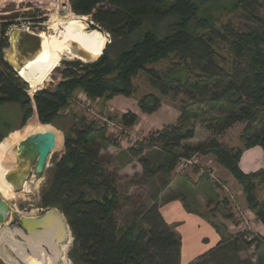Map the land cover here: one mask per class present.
Wrapping results in <instances>:
<instances>
[{
  "label": "trees",
  "instance_id": "16d2710c",
  "mask_svg": "<svg viewBox=\"0 0 264 264\" xmlns=\"http://www.w3.org/2000/svg\"><path fill=\"white\" fill-rule=\"evenodd\" d=\"M221 1L70 0L74 13L92 15L94 24L90 28L109 32L112 41L94 62H64V80L53 90H38L34 97L4 58L11 24L0 23V106L18 107L20 127L34 114L41 124H54L68 108V100L79 92L96 104L119 96L131 97L133 80L140 72L149 75L163 96L175 91V95L184 93L187 97L175 125L164 127L150 135L146 144L139 143L122 153L127 160L140 161L143 174L135 177L143 176L148 181L165 178L154 189L151 204L135 208L125 225H119L118 216L136 203L120 191L122 176L111 171L102 155L103 149L119 146L117 139L84 115L77 117L75 127L64 134L41 206L57 209L67 218L74 239L70 252L74 264H180L182 240L176 227L160 213V194L170 186L169 177L180 161L198 155L213 157L232 175L242 188L248 208L264 226V200L257 194L264 187V170L245 173L240 167L245 149L261 147L264 151V19L253 15L255 26L247 31L230 24L216 27L210 11L219 9ZM256 4H264V0H235L232 6L239 11ZM219 42L234 57L230 68L216 59ZM163 61L172 62L167 72L150 68ZM149 96L152 102H147L146 96L139 102L148 114L157 111L162 101L159 96ZM204 105L218 113L210 122H203L213 138L190 145L188 141L195 137L193 121L199 117L192 109ZM121 120L126 126L137 122L136 116L128 113ZM0 122V127L9 126L7 120ZM239 123L246 124L241 136L243 148L225 146L218 138ZM7 136L8 131L0 133V142ZM153 149L157 152L150 156ZM200 176L207 178L205 173ZM186 187L182 183L184 190L172 199H180L190 213H201L196 195ZM216 207L209 210L214 213ZM211 225L223 240L193 264H255L252 258L240 256L250 248L261 252L259 260L264 264V236L246 243L239 235L226 236V227L214 222Z\"/></svg>",
  "mask_w": 264,
  "mask_h": 264
},
{
  "label": "rangeland",
  "instance_id": "374dc122",
  "mask_svg": "<svg viewBox=\"0 0 264 264\" xmlns=\"http://www.w3.org/2000/svg\"><path fill=\"white\" fill-rule=\"evenodd\" d=\"M234 1L235 0H222L218 4L219 9L210 11V14H212L215 19L214 23L216 27H219L220 25L230 24V26L234 27L236 30L247 31L251 26H255V23L252 20L253 15H257L258 17L264 19V4H256L254 8L245 7L238 11L233 10L232 3ZM59 2V0H0V23L7 22L11 24V27L9 28V32L7 34L9 41L10 32L15 30L28 29L30 32L37 35H40L43 31L52 32L49 29L48 23H50V21L54 18L53 13L56 11V5ZM224 7H227V9H224ZM71 11L73 12V10ZM74 14L76 16L86 18L87 30L93 31V29L90 28L91 25L94 24L92 22V15H79L76 13ZM96 30H99L105 35H108L107 44L112 41V35L109 32H105L100 29ZM197 30L207 32V30L202 28H198ZM10 45L11 42H9V46L4 49V58L6 61L7 53L10 50ZM216 45V59L222 66L230 68V66L234 62L233 55L230 53L224 43L219 42V44L216 43ZM73 58H64L59 65L60 67L50 74L51 76L47 80L45 86L39 88L38 90L55 89L57 85L64 80L61 74V70L64 69V62L78 60ZM16 60L19 61L18 58ZM171 66V61H163L150 66V68H153L159 73L163 74L167 72V70ZM20 79L22 80V78ZM133 83L135 89L131 97L119 96V98L116 97V99H113V103H109V105H115L114 111H112L115 113L114 115L112 114L113 116H110L111 118L120 121L121 116L126 113L135 115L137 120L136 124L142 126L145 138H148L150 135L158 131H161L164 127H166V125L171 126L177 123L176 121L181 115L182 106L186 104V102L184 103L183 100H187V97L184 95V93L178 92L179 94L175 95V91H173L172 93L163 96L160 91L153 86L150 77L146 72H140L133 80ZM26 84L28 93L33 96L38 90L32 92L28 83ZM177 86L178 85H175L174 88H177ZM149 95L159 96L162 101L161 107H159L157 111L148 114L142 111L139 106V102L145 96L147 102H152V99ZM165 108L169 111V116L174 113L177 114V119H175V117H172V119H169L168 121H162L161 119L165 117L162 116V111ZM67 109L69 108L63 110L61 117L56 120L54 124L43 125L39 122L37 114H34L24 126L20 127V122L18 121L20 113H18V107L10 106L9 108L8 105L0 106V120H7L9 123V126L1 125L0 127V133L8 131V136L2 139V141L0 142V147L2 142L4 140H7L8 137L15 132L19 133V138H17V140L15 141L16 143L14 142V144H17L19 141L25 139L31 134L48 131L46 130L47 128H50L49 130H53L57 134V147L49 155L45 171L43 172V174L36 178V181L34 180L33 182H29L26 185L25 189L18 193H15L13 186L7 181L6 183L10 185V189H7L5 186L2 187H5L6 189H0L1 197L11 207V211L6 218L5 223L2 225L0 224V231H9V229L19 228L20 219L24 216L37 217L39 216V214H41L39 210L41 208L40 199L43 192L51 184L54 168L60 152L59 150L61 148V144L63 143L64 134L71 128L75 127L77 117H81L84 115L79 110L69 109V111H67ZM98 109L101 114L105 115L101 107H99ZM192 111L196 112L199 117L193 121V124L195 125V137L191 140V143H189L190 141H188V143L190 145H196L202 142L206 143V141L213 138V134L205 127V124L203 122H210V120L213 117H216V114L218 113L216 110H210V108L206 105L201 106L200 108L194 107ZM245 127L246 124L244 123L236 124L223 137L217 138L227 147L243 148L244 142L241 141V136ZM188 143L184 144L187 145ZM246 150L248 149H245L244 151ZM149 151L150 156L157 152L155 149ZM149 151H145L144 156H146ZM104 152L105 153L103 156L104 158L106 157L105 159L109 162L108 165L111 171H120L119 168H117V166L120 165V161L117 166L116 162H111V160L117 159L118 156L111 157V155H109L106 151ZM261 155L260 151H251L247 154V156H250V158L252 159V166H262L260 168H264V152ZM128 161H132V158L129 157ZM137 164L141 165L139 160H137ZM180 166H182L181 169L177 168V170L169 177L171 184L166 190L163 191V193L160 194V203L167 201L168 199H172L176 196L178 197L179 194L184 190L182 188V183H185V185L187 186L186 189L191 190L193 194L196 195L197 200L200 203L199 211H201V213L205 217L213 220L214 223L224 228L228 226L226 227V229L229 228L228 230L230 232L241 236L243 241L246 243L256 238V235L264 236V226L262 225V223H260V221H258L254 212H252L248 208L241 186L237 184V181L226 169L217 164L216 160L213 157H204L198 155L194 158V160H192V164H186L185 162H183V160H181L178 167ZM10 170H13V165ZM196 170H199L198 174L196 173ZM220 170H222L223 172H227L231 180H233L237 185L234 183L230 184L228 181H226L224 177L219 174ZM121 173H123V171H121ZM204 173L207 174L208 180L205 177L201 178L200 175ZM211 174H214L215 178H212ZM164 180L165 178L161 176L155 178L154 181H148L144 179L143 176L135 177L134 175H122L118 188L125 197L133 198V202L136 203V206L134 208H124V211L118 216L119 225H125L131 221L132 213L135 208L149 206L151 204L152 196L155 190L162 185ZM263 189L264 187H261L257 192L260 200H263L261 198L263 197ZM190 204L193 203L190 202ZM207 204H209L210 207L207 208ZM216 205L218 208L216 207V211L212 213V211H210L212 209L209 210V208H214ZM46 210L48 209H44V212ZM57 211L59 214L61 213L59 210ZM61 214L64 215L63 213ZM65 219L67 218L65 217ZM223 219L225 221H223ZM227 219L229 220V222H227ZM15 241L17 243V247H21L20 251L24 253L26 246L25 243L17 237ZM73 241L74 239L72 237V233H69L67 241L63 242L59 246L60 252H62V256L61 258H59L58 264H74L70 258V252L74 245ZM4 249H6V251L10 255L9 258L11 264H19L18 260L20 259L17 257L15 258L16 255H14L10 248L4 245ZM26 254L29 256L31 255L29 253ZM240 256L242 259L253 258L255 264L261 263L259 258L260 256L262 257V254L259 250L257 251L254 248H250L241 252ZM0 259L5 263L4 258L1 257V255Z\"/></svg>",
  "mask_w": 264,
  "mask_h": 264
},
{
  "label": "bare ground",
  "instance_id": "6f19581e",
  "mask_svg": "<svg viewBox=\"0 0 264 264\" xmlns=\"http://www.w3.org/2000/svg\"><path fill=\"white\" fill-rule=\"evenodd\" d=\"M53 15L54 18L48 23L49 29L52 32H41L42 49H40L35 58L29 60L25 68L20 72L22 80L28 83L32 92L45 86L47 80L51 76L50 74L53 73L56 68L60 67L59 65L64 58L71 59L74 57V55L71 57L66 55L67 53H71L73 42L78 43L80 47L88 50L97 58L103 54L108 43V35L101 33L99 30L88 31L86 18L76 16L71 10L62 13H53ZM49 129L50 128H47L46 130L51 131ZM29 136L19 141L17 144H14L17 138H19V133L15 132L12 133L7 140L2 142L0 147V189L3 188L2 186L10 189V185L6 183L5 175L12 168L15 148ZM50 223L51 225L55 223L53 226L58 227L47 228L46 234L43 236H35L28 242V245L32 248L33 252V255L30 256L25 252V254L21 252V247H17L15 241L16 234H14V232H11V230L0 231V255L4 258L5 263L11 264L9 258L10 255L6 249H4V245L8 246L14 255H16L15 258L22 259L25 264H58L59 258L62 256L59 246L65 239L60 242L58 241L60 239V225L58 221L56 219L50 221L46 224V227ZM44 244H46L51 250V256L49 257L44 256L40 251V248L43 247ZM20 260H18L19 264H22Z\"/></svg>",
  "mask_w": 264,
  "mask_h": 264
},
{
  "label": "water",
  "instance_id": "95a60500",
  "mask_svg": "<svg viewBox=\"0 0 264 264\" xmlns=\"http://www.w3.org/2000/svg\"><path fill=\"white\" fill-rule=\"evenodd\" d=\"M9 37L11 45L6 59L11 64L18 77L22 78V76H20V72L25 68L29 60L35 58L40 49H42V38L40 35L32 33L28 29L11 31ZM72 46L75 49L72 48V54L67 53V56L71 57L74 55L75 59L83 62H94L98 59L88 50L80 47L78 43L73 42ZM21 55L25 57H22ZM17 58L19 61L16 60ZM32 97H34V95ZM56 141L57 134L55 131L51 130L44 133L33 134L15 148L13 170H10L5 175V180L13 186L16 192L24 189L25 182L28 181V179L33 176L38 177L43 174L47 166L48 157L57 146ZM10 211L11 207L0 195L1 225L5 223ZM55 219L60 225V239L58 240L60 242L67 239L68 234L71 233V229L68 225L67 219H65L64 215L61 213L59 214L57 209H48L38 217L24 216L20 219L19 228L9 230L14 232L16 237L25 243V253L33 255L32 248L28 245V242L35 236H43L46 234L47 228L50 229L58 227L53 226L55 223L51 225L52 222L46 227L47 223L54 221ZM40 251L44 254V256H51V250L46 244L40 248ZM20 261L24 264L22 259ZM0 263L4 264L1 259Z\"/></svg>",
  "mask_w": 264,
  "mask_h": 264
},
{
  "label": "crops",
  "instance_id": "0c3cea01",
  "mask_svg": "<svg viewBox=\"0 0 264 264\" xmlns=\"http://www.w3.org/2000/svg\"><path fill=\"white\" fill-rule=\"evenodd\" d=\"M109 103H113V100L107 103L100 102L98 104V107H101L103 109V112L105 113V115L113 116L115 112H112V111H114L115 105L113 104L109 105ZM69 109H67V111H69ZM162 116H165L164 118L161 119L162 121H168L169 119H172V117H175V119H177V114L174 113L169 116V111L166 108L162 111ZM189 143H191V141ZM126 144H127L126 140L122 139L119 141V146L112 145V146L105 148V150L103 149L102 155H104L105 153L104 151H106L109 155H111V157L118 156L117 159L112 158L113 160H111V162H116V166H117V164L120 161L119 163L120 165L117 166V168H119L120 170V171H117L120 176L122 175L140 176L143 174V168L141 167L140 164H137V159H134V160L132 159V161H128L122 155V153L125 150H127ZM262 150H261V147L260 148L255 147V148H251L246 151H243V154L240 159V167L245 173H255L260 170H264V168H260L262 166H252L251 164L252 159L250 158V156H247V154L250 153L251 151H260V155H261L264 152V151L262 152ZM121 171H123V173H121ZM219 174L223 176L224 179L228 181L230 184L232 183L236 184L233 180H231L227 172H223L222 170H220ZM211 176L212 178H215L214 174H211ZM262 192H263V197L261 198L264 200V189L262 190ZM160 213L162 214L163 218L166 220V222L169 225L176 227L177 232L181 237L182 247H181L180 264L195 263L199 258L208 254L211 250L217 248L223 240V235L220 234L211 225V222H213V220L208 219L202 213L188 212L183 202L180 199H176V198L168 199L167 201L161 202L160 203ZM223 221L225 220L223 219ZM227 222H229L228 219H227ZM225 234L226 236L228 234L236 236V234H234L233 232H230L229 230H227Z\"/></svg>",
  "mask_w": 264,
  "mask_h": 264
},
{
  "label": "built area",
  "instance_id": "2783aa9c",
  "mask_svg": "<svg viewBox=\"0 0 264 264\" xmlns=\"http://www.w3.org/2000/svg\"><path fill=\"white\" fill-rule=\"evenodd\" d=\"M60 2L56 5L54 13H62L67 10H72L70 0H59ZM53 10V9H52ZM68 108L81 111L84 116L88 119L95 121L98 125L104 128L108 136L120 140H126V148H132L137 146L139 143L146 144L145 135L143 133V128L139 124H134L133 126H126L122 120H114L110 116L101 114L98 109V104L91 101L84 93L79 92L72 96L68 100ZM195 158V157H194ZM185 160L183 162L186 164H192V160ZM182 166L177 167L181 169ZM258 236V235H256Z\"/></svg>",
  "mask_w": 264,
  "mask_h": 264
},
{
  "label": "flooded vegetation",
  "instance_id": "af4514ba",
  "mask_svg": "<svg viewBox=\"0 0 264 264\" xmlns=\"http://www.w3.org/2000/svg\"><path fill=\"white\" fill-rule=\"evenodd\" d=\"M21 56H22V57H25V56H23V55H21ZM36 178H37V177H34V176H33V177H31L30 179H28V181L25 182L24 189H25L26 185H27L29 182H33L34 180L36 181ZM13 189H14V188H13ZM24 189H23V190H24ZM23 190H21V191H23ZM14 191H15V190H14ZM21 191H19V192H21ZM15 193H18V192L15 191ZM39 210H40V212H41V214H39V216H40V215L43 214V212H44V208L41 206V208H40ZM37 217H38V216H37ZM66 241H67V239L64 240V242H66ZM61 244H62V243H61ZM61 244H60V245H61ZM46 250H47V248H46Z\"/></svg>",
  "mask_w": 264,
  "mask_h": 264
}]
</instances>
